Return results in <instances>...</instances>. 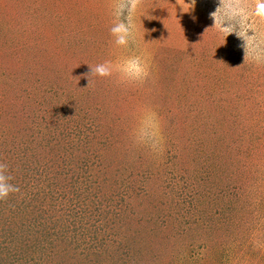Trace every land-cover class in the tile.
Returning <instances> with one entry per match:
<instances>
[{"label": "rangeland", "instance_id": "rangeland-1", "mask_svg": "<svg viewBox=\"0 0 264 264\" xmlns=\"http://www.w3.org/2000/svg\"><path fill=\"white\" fill-rule=\"evenodd\" d=\"M110 4L0 0V162L21 190L0 201V264H264V67L221 45L219 0H144L151 76L88 85L128 54ZM145 106L158 157L131 140Z\"/></svg>", "mask_w": 264, "mask_h": 264}, {"label": "clouds", "instance_id": "clouds-1", "mask_svg": "<svg viewBox=\"0 0 264 264\" xmlns=\"http://www.w3.org/2000/svg\"><path fill=\"white\" fill-rule=\"evenodd\" d=\"M144 0H111L112 24L109 28L111 43L128 54L116 55L115 59L90 66V77L113 79L117 85L142 86L151 76V56L140 48L137 42L136 14ZM196 0H191V8ZM211 28L226 38L235 34L243 41L244 63L264 67V0H219L215 11L210 13ZM195 20L196 18L193 17ZM154 31V29H153ZM249 32L252 34L249 35ZM144 39V37H143ZM134 146L147 149L153 156L165 151V138L159 114L150 106L140 109L137 124L131 132ZM9 165L0 162V201H6L11 194L20 193V188L11 181Z\"/></svg>", "mask_w": 264, "mask_h": 264}]
</instances>
